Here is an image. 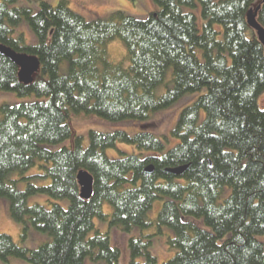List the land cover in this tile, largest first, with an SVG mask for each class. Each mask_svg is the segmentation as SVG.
I'll return each mask as SVG.
<instances>
[{
  "label": "trees",
  "instance_id": "trees-1",
  "mask_svg": "<svg viewBox=\"0 0 264 264\" xmlns=\"http://www.w3.org/2000/svg\"><path fill=\"white\" fill-rule=\"evenodd\" d=\"M196 1L200 24L192 10ZM16 2L0 0V44L37 57L39 69L24 84L18 67L0 54V92L35 98L0 106V198L21 223V239L30 228L51 239L28 249L0 233V260L121 264L108 232L96 229L98 218L125 232L172 229L166 243L175 252L161 264H264V107L257 103L264 92V49L246 20L261 0H153L156 9L144 18L117 10L93 20L73 12L67 0L55 6L39 0L37 10ZM24 19L35 43L15 33ZM256 19L264 28V3ZM117 39L125 45L126 65L108 53L107 44ZM64 62L66 74L60 72ZM168 68L172 87L156 95ZM185 94L197 97L174 128L161 137L151 133V115ZM74 115L135 121L139 132L89 130L86 144L75 135L73 146H65ZM170 139L176 143L165 150ZM119 143L139 153L109 158L105 151ZM34 167L37 173L21 177L23 190L7 179ZM80 170L93 177L89 200L79 196ZM36 194L68 204L28 205ZM157 200L162 206L149 218ZM150 243L129 237V264H158Z\"/></svg>",
  "mask_w": 264,
  "mask_h": 264
},
{
  "label": "rangeland",
  "instance_id": "rangeland-1",
  "mask_svg": "<svg viewBox=\"0 0 264 264\" xmlns=\"http://www.w3.org/2000/svg\"><path fill=\"white\" fill-rule=\"evenodd\" d=\"M50 2L52 5H56L59 0H45ZM68 7L75 13L83 16L86 20L93 19H106L114 11L120 10L125 12L128 15L144 18L151 10L156 9V5L153 0H67ZM218 1V0H215ZM197 5L192 10L197 15L199 24L201 23L200 16V5L196 1ZM39 5V0H17L15 6H28L32 10H37ZM185 10H190L185 8ZM201 28V26H199ZM15 33H22L25 37L27 43H35L36 39L30 30L26 20H22L15 28ZM222 37V35H220ZM107 50L112 61H122L124 65L128 64V60L125 59L126 48L122 41L112 40L107 44ZM68 71V64L64 62L60 66V72L66 74ZM172 68H168L165 76V80L155 89L156 95H161L165 93L168 88L172 87L171 76ZM197 94H185L177 102H175L168 109L158 111L151 115L150 122L151 124V133L157 137L160 135L167 134L171 129L174 128L180 111L191 105ZM35 98L33 96L28 97H18L12 92H0V106L2 104L6 105H16L22 102H32ZM258 106L260 108L264 107V92L258 97L257 100ZM201 118L203 113H201ZM2 119V114L0 111V121ZM69 125L72 131V137L67 140L63 145L73 146V138L75 135H82L85 137L84 144L87 143V134L89 130H94L98 132H114L116 130L126 131L129 135H134L139 132L138 123L131 120H124L116 123H111L104 121L96 116H83V115H74L69 119ZM176 141L170 139L167 142H164L165 150L171 148ZM59 146L54 147L57 149ZM119 152L124 154H138L139 151L133 145L119 143L115 148H109L105 151L106 155L109 158H118L121 156ZM38 172L36 167L31 168L23 175H20L19 172H12L8 176V180H16V187L19 190H23L26 187V181L22 180V176H31ZM33 183L40 185L43 184V181L32 180ZM28 205H33L35 203L43 204L46 207H50L52 202H58L63 206L68 204L66 199L59 200H49L43 195H33L28 198ZM163 200H157L153 208L148 213L149 218H154L162 206ZM103 211L106 214L112 212V207L108 203L103 205ZM94 223L96 229L100 232H108L110 243L112 246L117 247L120 250V263L129 264V248L128 240L129 237H142L144 241H150L149 251L156 257L158 264L171 258L175 252L174 249L168 247L167 239L173 236V231L170 228L163 227L160 231L157 230L154 226H147L141 228L139 226H134L128 232L122 231L117 226H110L108 221H103L98 218H94ZM20 229L21 223L15 221L10 216L9 204L7 199L0 198V233H5L10 235L15 242L19 245L26 247L28 249H35L43 242L50 240L48 234L41 233L36 231L33 228H30L26 238H20ZM95 230H92L89 235H92ZM139 261H142V258H139ZM90 262V261H88ZM0 264H27L25 260L12 258L8 262L0 260ZM90 264H98L97 262H90Z\"/></svg>",
  "mask_w": 264,
  "mask_h": 264
},
{
  "label": "water",
  "instance_id": "water-1",
  "mask_svg": "<svg viewBox=\"0 0 264 264\" xmlns=\"http://www.w3.org/2000/svg\"><path fill=\"white\" fill-rule=\"evenodd\" d=\"M264 3V0H261ZM258 4L255 9L250 8L246 14L248 25L256 32L257 38L264 49V28L257 22V12L261 7ZM0 54L7 57L18 67V79L24 84H29L33 80V76L39 69V61L37 57L25 53H18L11 48L0 44ZM184 168L174 170L176 173L182 172ZM152 167L146 169L147 172H152ZM77 184L79 187V196L83 200H89L93 193V177L86 170H80L77 175Z\"/></svg>",
  "mask_w": 264,
  "mask_h": 264
}]
</instances>
